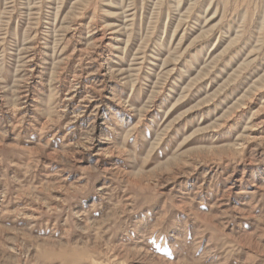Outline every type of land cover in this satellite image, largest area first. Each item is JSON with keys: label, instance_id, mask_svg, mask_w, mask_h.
Listing matches in <instances>:
<instances>
[{"label": "rangeland", "instance_id": "374dc122", "mask_svg": "<svg viewBox=\"0 0 264 264\" xmlns=\"http://www.w3.org/2000/svg\"><path fill=\"white\" fill-rule=\"evenodd\" d=\"M0 264H264V0H0Z\"/></svg>", "mask_w": 264, "mask_h": 264}]
</instances>
